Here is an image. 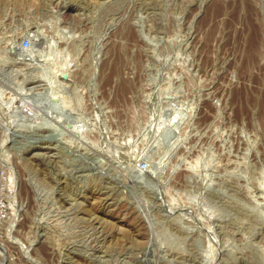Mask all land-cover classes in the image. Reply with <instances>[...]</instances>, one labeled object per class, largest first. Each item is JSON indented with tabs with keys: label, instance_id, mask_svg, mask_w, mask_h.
<instances>
[{
	"label": "rangeland",
	"instance_id": "rangeland-1",
	"mask_svg": "<svg viewBox=\"0 0 264 264\" xmlns=\"http://www.w3.org/2000/svg\"><path fill=\"white\" fill-rule=\"evenodd\" d=\"M0 264H264V0H0Z\"/></svg>",
	"mask_w": 264,
	"mask_h": 264
},
{
	"label": "built area",
	"instance_id": "built-area-1",
	"mask_svg": "<svg viewBox=\"0 0 264 264\" xmlns=\"http://www.w3.org/2000/svg\"><path fill=\"white\" fill-rule=\"evenodd\" d=\"M33 44L34 43L32 41V38H27L23 40V42L20 45V49L22 50V53L26 55L27 58L32 55L31 51Z\"/></svg>",
	"mask_w": 264,
	"mask_h": 264
},
{
	"label": "bare ground",
	"instance_id": "bare-ground-1",
	"mask_svg": "<svg viewBox=\"0 0 264 264\" xmlns=\"http://www.w3.org/2000/svg\"><path fill=\"white\" fill-rule=\"evenodd\" d=\"M32 1V0H31ZM35 1V0H34ZM217 3V2H216ZM241 6H242V8L241 9H245L246 8V6H245V2H242V4H241ZM223 5H222V8H221V6H220V3L219 4H216V5H214V7H213V11L212 12H214L215 11V9H217V8H221V9H223ZM227 9V8H226ZM71 11V8H68L67 9V13L68 12H70ZM223 11V10H222ZM225 11H228V10H225ZM69 14H67V16H68ZM21 43V42H20ZM21 54V53H20ZM22 55V54H21ZM17 66V65H16ZM39 83H41V84H43L44 85V83H42V81L41 82H39ZM39 85V84H38ZM35 86V85H34ZM46 86V85H45ZM40 87V86H39ZM42 87H44V86H42ZM53 127H55V126H53ZM57 127V126H56ZM55 127V128H56ZM51 171V170H50ZM9 180V179H8ZM10 182V181H9ZM9 187V186H8Z\"/></svg>",
	"mask_w": 264,
	"mask_h": 264
},
{
	"label": "water",
	"instance_id": "water-1",
	"mask_svg": "<svg viewBox=\"0 0 264 264\" xmlns=\"http://www.w3.org/2000/svg\"><path fill=\"white\" fill-rule=\"evenodd\" d=\"M21 53H22V50L20 49Z\"/></svg>",
	"mask_w": 264,
	"mask_h": 264
}]
</instances>
